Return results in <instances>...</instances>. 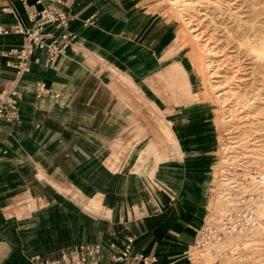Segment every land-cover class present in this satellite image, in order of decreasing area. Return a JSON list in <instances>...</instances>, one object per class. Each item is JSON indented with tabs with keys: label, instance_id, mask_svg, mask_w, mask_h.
<instances>
[{
	"label": "rangeland",
	"instance_id": "obj_1",
	"mask_svg": "<svg viewBox=\"0 0 264 264\" xmlns=\"http://www.w3.org/2000/svg\"><path fill=\"white\" fill-rule=\"evenodd\" d=\"M121 2L123 22V13L137 12L132 25H144L145 45H135V26L122 32L120 45L115 26L110 52L94 59V96L105 89L115 127L94 162L115 175V213L103 194L63 209L100 220L94 231L108 234L142 209L163 210L182 237L176 241L180 264H264V0ZM173 2L206 54L205 79L191 60ZM173 66L183 71L180 77L171 74ZM183 79L190 103L177 93ZM68 192L80 196L73 187ZM43 207L26 202L5 213L22 219Z\"/></svg>",
	"mask_w": 264,
	"mask_h": 264
},
{
	"label": "crops",
	"instance_id": "obj_2",
	"mask_svg": "<svg viewBox=\"0 0 264 264\" xmlns=\"http://www.w3.org/2000/svg\"><path fill=\"white\" fill-rule=\"evenodd\" d=\"M121 1L67 0L66 9L73 16L68 29L75 37L51 66L43 64L42 47L33 49L23 73L6 66V61L15 60V56L0 53V93L9 88L21 95L19 122H0V264H38V259L52 258L60 250L81 243L100 245L96 264H116L108 259V243H117L126 234L134 236L133 251L149 254L159 264H180L176 241L182 237L173 226L175 221L163 210L154 213L142 209L129 217L125 226L117 225L116 230L112 226L108 234L94 231V221L102 224L100 220L82 212L68 216V209H63L76 201L86 205L94 195L103 194L111 206L110 214L115 213V175L108 170L103 172L94 162L105 143L112 140L111 130L115 128L109 122L105 89L99 88L94 96V59L99 55L105 58L110 52L109 34L115 26H120L116 38L120 45L124 43L122 32L132 30V26L138 31L135 45H145L144 25L139 21L132 25L137 12L123 13L125 22L117 13L125 11ZM5 5L11 10L2 11ZM27 13L18 0H0L1 25L28 26ZM94 15L98 18L95 23ZM87 17L89 21L84 26L82 22ZM60 31L55 26L44 29L51 36ZM21 44L22 34L0 33V51ZM38 81L46 87L43 94L36 91ZM94 175L106 178L96 179ZM70 187L80 192L78 198L68 192ZM26 202L48 208L43 207L28 218L7 217L5 210L9 205ZM121 203L126 206L128 202ZM50 207L54 208L51 212ZM42 221L45 224H40ZM74 228L79 230L76 237Z\"/></svg>",
	"mask_w": 264,
	"mask_h": 264
},
{
	"label": "built area",
	"instance_id": "obj_3",
	"mask_svg": "<svg viewBox=\"0 0 264 264\" xmlns=\"http://www.w3.org/2000/svg\"><path fill=\"white\" fill-rule=\"evenodd\" d=\"M22 8L28 10L26 19L28 26L15 24L4 26L0 24V33L13 32L22 34V44L18 48L1 50L4 56H15V60H7L9 66L17 73L27 70V63L31 52L35 47H42L45 52L44 65L51 66L55 58L63 53L74 40L75 35L68 29L73 19L67 9V0H18ZM2 11H10L11 6L5 5ZM89 18L83 20V25ZM48 26H55L61 29L56 35L51 36L44 32ZM38 94L46 92L43 82L35 83ZM21 95L14 89L5 88L0 93V122H19V101ZM132 234L124 235L117 243L109 242L108 259L116 264H159L155 258L149 254H143L132 250ZM100 252L98 243H81L66 249L60 250L52 258L38 259V264H96V258ZM9 264V263H5ZM28 264V263H26Z\"/></svg>",
	"mask_w": 264,
	"mask_h": 264
},
{
	"label": "bare ground",
	"instance_id": "obj_4",
	"mask_svg": "<svg viewBox=\"0 0 264 264\" xmlns=\"http://www.w3.org/2000/svg\"><path fill=\"white\" fill-rule=\"evenodd\" d=\"M171 11L173 12V15L175 17H177V19L179 20L180 22V28H181V31L183 33V37H184V41L186 40L188 45L190 46V49H191V60L194 62L195 64V67H197V69H199L198 71L202 73V76H201V79L202 77L205 79V77L207 78L210 73H209V65L207 64L206 62V57L205 55L206 54H203L201 52V49H200V45L198 44V41H197V36L196 35H193L192 31L190 30V28L187 26V23L184 22V20L182 19L181 17V13L180 11L178 10V3L177 2H173L171 5ZM179 31V30H178ZM186 43V44H187ZM184 45V44H183ZM185 46V45H184ZM263 50V49H262ZM176 54V53H175ZM196 69V70H197ZM173 70V72H172ZM170 71L172 72L171 74H175V75H179L177 74V72H183L182 70H179V69H176L174 66L171 67ZM170 73V72H169ZM185 73V72H184ZM198 74V73H197ZM181 75L177 76V77H180ZM172 77V75H171ZM170 77V78H171ZM173 77H176V76H173ZM183 77V75H182ZM185 78V77H183ZM177 79V78H176ZM173 80V79H172ZM179 80L181 81V79L179 78ZM178 80V81H179ZM184 80V79H183ZM183 80H182V83H183ZM188 80V79H187ZM207 80V79H206ZM209 80V79H208ZM211 80V79H210ZM175 81V80H173ZM199 82V81H198ZM179 83V82H177ZM210 83V82H209ZM184 87H182L180 85V87H177V93L179 94V97L182 101H186V99H188V102L191 101V88L188 87L189 83L184 80V83L182 84ZM204 86V85H203ZM182 87V88H181ZM205 87H206V84H205ZM212 87V85H211ZM185 88H188V91L185 90ZM176 93V94H177ZM204 94V93H203ZM217 97V96H216ZM217 101V100H215ZM190 103V102H189ZM217 103V102H216ZM186 105V104H185ZM221 118V117H220ZM220 121V120H219ZM257 183V182H256ZM221 202V201H220ZM259 210V209H258ZM262 213H264V206H260V210ZM257 213V212H256ZM261 216V215H260ZM263 218V217H261ZM264 220V219H263ZM259 224V223H258ZM206 230V226L203 227V229L200 230V232H204ZM211 231V229H210Z\"/></svg>",
	"mask_w": 264,
	"mask_h": 264
}]
</instances>
